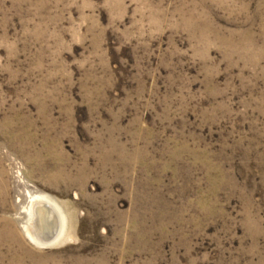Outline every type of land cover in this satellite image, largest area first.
<instances>
[{
    "label": "rangeland",
    "instance_id": "374dc122",
    "mask_svg": "<svg viewBox=\"0 0 264 264\" xmlns=\"http://www.w3.org/2000/svg\"><path fill=\"white\" fill-rule=\"evenodd\" d=\"M0 264H264V0H0Z\"/></svg>",
    "mask_w": 264,
    "mask_h": 264
},
{
    "label": "bare ground",
    "instance_id": "6f19581e",
    "mask_svg": "<svg viewBox=\"0 0 264 264\" xmlns=\"http://www.w3.org/2000/svg\"><path fill=\"white\" fill-rule=\"evenodd\" d=\"M27 215V221H29L30 227H32V225L34 224L33 227L36 226L38 231L42 233L41 237L42 235H45L50 239H48V242L43 243L37 238L39 237L38 234L37 237H35L31 233H29L31 239L35 243L39 242L40 244H46L47 246L55 242V240H59V238L62 236V229L64 225L62 221L63 218L61 217V214L57 210V208L47 198L34 197L31 201V206L28 209Z\"/></svg>",
    "mask_w": 264,
    "mask_h": 264
}]
</instances>
